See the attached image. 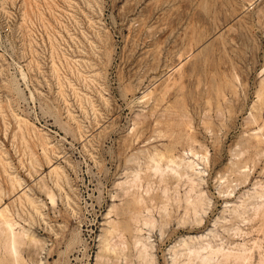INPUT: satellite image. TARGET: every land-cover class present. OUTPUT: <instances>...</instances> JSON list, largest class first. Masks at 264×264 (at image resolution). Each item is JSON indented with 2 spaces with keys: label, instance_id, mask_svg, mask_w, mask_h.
I'll use <instances>...</instances> for the list:
<instances>
[{
  "label": "rangeland",
  "instance_id": "obj_1",
  "mask_svg": "<svg viewBox=\"0 0 264 264\" xmlns=\"http://www.w3.org/2000/svg\"><path fill=\"white\" fill-rule=\"evenodd\" d=\"M263 89L264 0H0V205L29 235L18 264H200L185 248L207 244L264 264ZM166 154L197 164L192 192ZM14 175L38 212L12 201Z\"/></svg>",
  "mask_w": 264,
  "mask_h": 264
},
{
  "label": "bare ground",
  "instance_id": "obj_2",
  "mask_svg": "<svg viewBox=\"0 0 264 264\" xmlns=\"http://www.w3.org/2000/svg\"><path fill=\"white\" fill-rule=\"evenodd\" d=\"M239 27V26H238ZM233 31V30H232ZM216 38V37H215ZM179 39V38H178ZM189 46V45H188ZM189 53V52H188ZM186 56V55H185ZM177 60V59H176ZM156 63V62H155ZM186 63V62H185ZM191 64V63H190ZM179 67L180 66H178L177 65V67H175V70L177 71L178 69H179ZM179 72V71H178ZM191 73V72H190ZM200 73V72H199ZM232 74V73H231ZM163 78V77H162ZM195 78V77H194ZM209 81V80H208ZM211 81V80H210ZM235 81V80H234ZM213 85V84H212ZM230 85V84H229ZM70 86V85H69ZM197 86V85H196ZM230 86H232V85H230ZM162 87V86H161ZM233 87V86H232ZM153 88V87H152ZM201 88V87H200ZM206 88V87H205ZM211 89V88H210ZM215 89H216V87H215ZM202 90V89H201ZM263 91H264V89H263ZM196 92V91H195ZM212 92V91H211ZM220 92V91H219ZM215 93H217V92H215ZM145 94H148L147 92H145ZM143 95L142 97H141V99H143V98H145L147 95ZM160 95V94H159ZM163 95V94H162ZM180 95V94H179ZM213 95V94H212ZM217 95V94H216ZM263 95V94H262ZM145 96V97H144ZM164 96V95H163ZM182 96V95H181ZM189 96V95H188ZM194 96V95H193ZM160 97V96H159ZM162 97V96H161ZM157 99V98H156ZM162 99V98H161ZM213 100V99H212ZM104 101V100H103ZM196 102V101H195ZM223 102V101H222ZM207 103V102H206ZM216 103H218V102H216ZM104 105V104H103ZM147 105V104H146ZM177 105V104H176ZM219 105V104H218ZM217 106V105H216ZM254 106V105H253ZM226 107V106H225ZM182 108V107H181ZM259 110V109H258ZM176 111V110H175ZM178 111V110H177ZM179 111H181V110H179ZM184 111V110H183ZM259 112V111H258ZM260 113V112H259ZM186 114V113H185ZM178 115H180V114H178ZM184 116V114L182 113L179 117L181 118V117H183ZM219 115V114H218ZM254 115H256V114H254ZM68 116V115H67ZM166 116V115H165ZM257 116V115H256ZM259 116V115H258ZM175 117H176V115H175ZM251 117V116H250ZM255 117V116H254ZM260 117V116H259ZM184 118V117H183ZM256 118L257 117H255V120L252 118V122H253V120L256 122ZM68 119V118H67ZM139 119V118H138ZM143 119H145V118H143ZM216 119V118H215ZM219 119V118H218ZM251 119V118H250ZM25 125L27 124V121L26 120H24V119H20ZM19 120V121H20ZM185 120V119H184ZM258 120V119H257ZM133 121H135V120H133ZM169 121V120H168ZM203 121V120H202ZM251 121V120H250ZM249 121V122H250ZM155 122V121H154ZM176 122V121H175ZM254 122V123H255ZM181 122H179L178 124H179V126L181 125L180 124ZM189 123V122H188ZM203 123V122H202ZM208 123V122H207ZM77 124V123H76ZM182 124H183V121H182ZM186 124V123H185ZM245 124V123H244ZM173 126H175L174 124H172ZM184 125V124H183ZM182 125V126H183ZM208 125V124H207ZM213 125V124H212ZM220 125V124H219ZM254 125V124H253ZM187 127H188V125H186ZM189 126H190V124H189ZM27 127V126H26ZM164 127H165V125H164ZM170 127V126H169ZM169 127H167L166 129H168ZM176 127H178V125H176ZM181 127V126H180ZM203 127H204V125H203ZM212 127V126H211ZM32 128V127H31ZM172 128V127H171ZM175 128V127H174ZM184 128V127H183ZM202 128V127H201ZM33 130H34V128H32ZM134 129V128H133ZM214 129V128H213ZM27 130V129H26ZM186 130V129H185ZM226 130V129H225ZM17 131V130H16ZM37 131V130H36ZM168 131H170V133L168 134V133H166L165 134V136L168 134V136L170 137V142H175V145H177L176 144V142L178 143V141L179 140H181L182 138H183V133H184V130H183V133H179L178 131H172V130H168ZM180 131V130H179ZM217 131V130H216ZM39 132V131H38ZM78 132V131H77ZM132 132V131H131ZM175 132V133H174ZM218 132V131H217ZM186 134V133H185ZM189 134V133H188ZM191 134H193L192 132H191ZM195 134V133H194ZM37 135H38V133H37ZM41 135V134H40ZM39 135V137L40 138H42L41 136ZM164 135V134H163ZM43 136V135H42ZM168 136H166V137H168ZM187 136V135H186ZM191 136V135H190ZM252 136V135H251ZM38 137V138H39ZM168 137V138H169ZM22 138V137H21ZM126 138V137H125ZM189 138H191V137H189ZM188 138V139H189ZM219 138V137H218ZM252 138V137H251ZM30 139V138H29ZM192 139V138H191ZM253 139L256 141L255 142V147L257 146L256 144H259L263 139L261 138V137H259L258 135H254L253 136ZM41 139H39V141H40ZM217 140V139H216ZM44 141V140H43ZM47 141V140H46ZM190 142H192L191 140H190ZM39 143H41V142H39ZM48 143H49V140H48ZM193 143V142H192ZM195 143V142H194ZM50 144V143H49ZM49 144H47L45 141L43 142V146H42V143H41V145L40 146H42L43 148H42V150H41V153L43 154V156L45 157V159H47V161H48V163L49 162H51L50 161V157H48L47 156V150H48V145ZM170 144V143H169ZM31 145V144H30ZM168 145V144H167ZM178 145H180L179 143H178ZM51 146V145H50ZM53 146V145H52ZM51 146V147H52ZM163 146H165V145H163ZM174 147V144H172L171 146H169V147H167L166 149H167V151H168V153H171L172 152V148ZM211 147H213V146H211ZM248 147V146H247ZM254 147V148H255ZM31 148V147H30ZM41 148V147H40ZM50 148V147H49ZM53 148H54V146H53ZM175 148V147H174ZM257 148V147H256ZM191 149V148H190ZM51 150H52V148H51ZM165 150V149H164ZM43 151V152H42ZM170 151V152H169ZM191 150H189V152H190ZM193 151V150H192ZM190 152V153H193V152ZM52 152V151H51ZM255 153H256V150H255ZM158 154V153H157ZM33 155V154H32ZM167 155V154H166ZM185 155V154H184ZM193 155V154H192ZM260 155V154H259ZM155 156H156V154H155ZM168 156V158H169V161H168V163L169 164H171V166H175V168H173L172 169V167H171V169L170 170H172L176 175L175 176H186V178H187V180L186 181H188V183H189V186H190V191L192 192L193 191V188L195 187L194 185H195V181H194V178H192L193 176L195 177V176H198L199 175V172L197 171V164H195L194 162H191V161H187V162H184V164H182V161H179V162H177L178 161V159H176L174 156H172L171 154H170V156L169 155H167ZM195 156V155H194ZM242 156V155H241ZM256 156H257V154H256ZM158 157V156H157ZM162 157V156H161ZM161 157H159L158 159H160ZM149 158V157H148ZM184 159V158H183ZM184 161V160H183ZM153 162V161H152ZM166 163H167V161H166ZM155 164V163H154ZM38 165V164H37ZM118 165V164H117ZM36 166V165H35ZM169 166V165H168ZM154 167H155V170H157L158 172H159V170H161L162 168H161V166H160V168H159V165H154ZM29 168H31V167H29ZM50 170L48 171V176L50 177V178H52V180H54V182H55V185L56 186H58V183H59V180L62 178V177H64L65 176V174H64V172H63V170H62V167H60V166H58V165H50ZM152 170H154V168L152 169ZM163 171H164V169H162ZM168 170V169H167ZM4 171V170H3ZM172 171H170V172H172ZM140 172V171H139ZM165 172V171H164ZM189 172H190V174H189ZM154 173H156V172H154ZM161 173V175H163L162 174V171H160L159 172V174ZM201 173V172H200ZM157 175H158V173H157ZM8 176V175H7ZM44 176V175H43ZM159 176V175H158ZM10 177V176H9ZM161 177V176H160ZM186 178H184V179H186ZM218 179V178H217ZM40 180V179H39ZM41 180H42V182H43V178H41ZM40 180V181H41ZM132 180V179H131ZM137 180V179H136ZM178 180V179H177ZM39 181V182H40ZM135 181V180H134ZM44 183V182H43ZM67 183V182H66ZM136 183V182H135ZM197 184V183H196ZM10 187H11V189H12V191H16V189H18V192L13 196V197H15V199L14 200H12V201H15V200H18L17 202H19V201H24V202H26L27 204H29L30 206L29 207H32V208H34L35 210H36V208H38L37 210H39V206L38 207H36V205H38L37 203H36V199H34V197H32V190H31V188H29V187H27V185L26 186H24L23 185V182H22V180L20 179V178H18L17 176H12V177H10ZM131 185V184H130ZM129 185V186H130ZM122 186H123V184H122ZM194 186V187H193ZM44 187V186H43ZM42 187V188H43ZM131 188V187H130ZM261 188V187H260ZM195 190V189H194ZM254 190V189H253ZM11 191V190H10ZM47 191V190H46ZM189 192V191H188ZM190 192V193H191ZM127 193V192H126ZM46 194H47V196L48 197H46L47 199H49L50 200V202H51V204H53L54 202V196L51 194V191H47L46 192ZM199 194V193H198ZM10 195V194H9ZM178 195V194H177ZM11 196V195H10ZM66 196V195H65ZM123 196H125V195H123ZM191 196V195H190ZM259 196V195H258ZM117 197V196H116ZM199 197V196H198ZM134 198V197H133ZM141 197H139V199H140ZM197 198V197H196ZM205 198V197H204ZM259 198V197H258ZM188 199V198H187ZM186 199V200H187ZM206 199V198H205ZM250 199V198H249ZM262 199V198H261ZM131 200V199H130ZM138 200V198L136 199V200H131V201H128L127 202V206L126 207H135V206H138L139 205V207H140V204H141V202H140V204H138L139 202V200ZM176 200V199H175ZM243 200V199H242ZM1 201V200H0ZM66 201V200H65ZM264 201V200H263ZM188 203H186L187 205V207H189L188 209H190V210H192L193 211V213L194 212H197L198 210H199V208H202V202H203V199H202V197H199L196 201H187ZM10 203V202H9ZM20 203V202H19ZM124 203V202H123ZM243 203V202H242ZM21 204V203H20ZM43 204V203H42ZM69 204H70V202H69ZM180 204V203H179ZM68 204L66 203V206H67ZM242 205V204H241ZM244 205V204H243ZM257 205V204H256ZM256 205H254V206H256ZM21 206V205H20ZM42 206V205H41ZM177 206V205H176ZM175 206V207H176ZM239 206V205H238ZM19 207V206H18ZM113 207H115V206H113ZM186 207V208H187ZM70 208V207H69ZM116 208V207H115ZM143 208V207H142ZM264 209V202L263 203H260V204H258L257 206H256V208H255V210L256 211H260V209ZM33 209V210H34ZM140 209V208H139ZM251 209V208H250ZM262 209V210H263ZM9 209H8V207H7V205H5V206H1L0 205V241L2 240L3 241V245H4V247H5V249L6 250H8V252H9V254H11V256L10 257H13V261H15V264H18V259H17V251H16V249H17V245L19 246L21 243H24V242H22V239H24V238H27V236H29L28 235V233H27V231L23 228V227H20V225H19V227L20 228H18V224L15 222V221H13V219L10 217V211H8ZM36 210V211H37ZM111 210V209H110ZM123 210V209H122ZM35 211V212H36ZM74 211V210H73ZM72 211V212H73ZM125 211H126V209H125ZM234 211H236V209L234 210ZM255 211V212H256ZM38 212V211H37ZM137 212V211H136ZM187 212H188V210H187ZM200 212V211H199ZM263 212V211H262ZM16 213V212H15ZM117 213V212H116ZM126 213V212H125ZM185 213H186V210H185ZM232 213V212H231ZM261 213V212H260ZM109 214V213H108ZM123 214V213H122ZM128 215V217H129V221L130 220H132L133 221V219H137V216H138V212H137V215L135 214V212H134V214L136 215H134L133 213H127ZM234 214H235V212H234ZM195 215H197L196 213H195ZM256 215V214H255ZM16 216H18L17 215V213H16ZM185 216V215H184ZM187 216V215H186ZM262 216V215H261ZM30 217V216H29ZM136 217V218H135ZM183 217V216H182ZM18 218V217H17ZM150 218V217H149ZM127 219V218H126ZM125 219V220H126ZM238 219V218H237ZM254 219H255V217H254ZM260 219V218H259ZM262 219V218H261ZM110 221V220H109ZM127 221V220H126ZM135 221V220H134ZM137 221V220H136ZM146 221V220H145ZM131 222V221H130ZM149 222V221H148ZM252 222H253V220H252ZM264 222V221H263ZM123 223V222H122ZM127 222H124L123 223V225H122V228L125 230V231H129V229H131L127 224H126ZM133 223V222H132ZM136 223H138V221L136 222ZM146 223V222H145ZM247 223V222H246ZM108 224H112V226H113V223H112V221H110V222H107V225ZM115 224V223H114ZM147 224V223H146ZM200 224V223H199ZM106 225V226H107ZM154 225V224H153ZM109 226V225H108ZM115 226V225H114ZM151 226V225H150ZM147 227V226H146ZM109 228H111V226H109ZM115 227H113V229H114ZM145 228V227H144ZM264 228V227H263ZM259 229V228H258ZM106 230V229H105ZM112 230V229H111ZM111 230H109V232L111 231ZM107 231V230H106ZM141 231V230H140ZM139 231H137V233H138ZM106 233V232H105ZM103 235H106V234H103ZM140 235V234H139ZM110 236V235H109ZM104 237V236H103ZM120 237V236H119ZM29 238V237H28ZM100 238V237H99ZM121 238V237H120ZM110 239V238H109ZM118 239V238H117ZM25 240V239H24ZM31 241L32 243H33V245L35 244V245H41V241L39 240V239H36L34 236H31V234H30V239H28V241ZM102 240H104V241H107L106 239H102ZM137 240V243L139 244V248H140V250H139V252H138V254H146V256L148 255V247H150V245H148L147 244V242H145L144 241V239H140V238H138V239H136ZM1 241V242H2ZM113 241V240H112ZM134 241V240H133ZM147 241V240H146ZM21 242V243H20ZM20 243V244H19ZM102 244L104 243V242H101ZM107 243V242H106ZM106 243H104L105 245H106ZM183 243V242H182ZM30 244V243H29ZM101 244V245H102ZM118 244V243H117ZM185 244V243H184ZM184 244H183V246H184ZM32 244H31V246H33ZM105 245H104V247H105ZM116 245V244H115ZM182 245V244H181ZM186 245V244H185ZM206 245V244H205ZM255 245V244H254ZM98 246V245H97ZM108 246V245H107ZM106 246V247H107ZM138 245H136V247H137ZM175 246V245H174ZM242 247L243 245H239V247ZM37 247V246H36ZM125 247V246H124ZM185 247V246H184ZM192 247V246H191ZM191 247H188V248H185V249H187V253L188 254H190L191 255V257H193V258H190V259H193V260H199V263L200 264H211L213 261H214V259L215 258H217V257H221L220 259H219V261H216V262H214L213 264H225L227 261H229V260H232V264H234V263H236L237 262V264H240V262H243V261H245L246 260V263H247V256L246 255H243L244 253V251H241V253H239V254H233L232 255V253H224L223 252V250H220V249H213L211 246H209V244H207L206 246H200L199 245V247L197 248H191ZM240 247V248H241ZM31 248V247H30ZM38 248H40V247H38ZM41 248H42V245H41ZM103 248V247H102ZM214 248H216V247H214ZM3 249V248H2ZM105 250L107 249V248H104ZM111 249V248H110ZM109 249V250H110ZM184 249V248H183ZM237 249V248H236ZM101 250V249H100ZM103 250V249H102ZM245 250V249H244ZM250 250V249H249ZM255 250H257V249H255ZM112 251V250H111ZM114 251V250H113ZM174 251V250H173ZM248 251V250H247ZM172 252V251H171ZM204 252V253H203ZM239 252V251H238ZM250 253H251V251H249ZM249 252H247V254L249 253ZM102 253V252H101ZM100 253V254H101ZM186 253V252H185ZM246 253V252H245ZM112 254V253H111ZM125 254V253H124ZM176 254V253H175ZM179 255V254H178ZM249 256V255H248ZM99 257V256H98ZM142 257H143V255H142ZM150 257H151V255H150ZM153 257V256H152ZM176 257V256H175ZM184 257H185V255H184ZM251 257V256H250ZM249 257V258H250ZM260 257V256H259ZM108 258V257H107ZM146 257H144V259H145ZM98 259V258H97ZM137 259V258H136ZM148 259H149V255H148ZM174 259V258H173ZM252 259V258H251ZM140 260V259H139ZM175 260V259H174ZM188 260V259H187ZM144 261V260H143ZM152 261V258H151V260H150V262H148V264H150V263H152L151 262ZM189 261V260H188ZM251 261V260H250ZM259 261V260H258ZM4 262V261H3ZM40 262V261H39ZM96 262V261H95ZM114 262V261H113ZM176 262V261H175ZM12 263V262H11ZM38 263V262H37ZM105 263V262H104ZM195 263V262H194ZM245 263V262H244ZM250 263V262H249ZM20 264V263H19ZM39 264H43L42 262H40ZM184 264H186V263H184ZM189 264V263H188ZM191 264V263H190ZM241 264H243V263H241ZM263 264V263H262Z\"/></svg>",
  "mask_w": 264,
  "mask_h": 264
}]
</instances>
